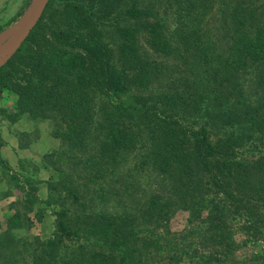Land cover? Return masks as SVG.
Masks as SVG:
<instances>
[{
    "label": "trees",
    "instance_id": "16d2710c",
    "mask_svg": "<svg viewBox=\"0 0 264 264\" xmlns=\"http://www.w3.org/2000/svg\"><path fill=\"white\" fill-rule=\"evenodd\" d=\"M3 89L60 147L47 196L27 178L0 217V264H264V0H49ZM40 204L51 233L20 235Z\"/></svg>",
    "mask_w": 264,
    "mask_h": 264
},
{
    "label": "rangeland",
    "instance_id": "374dc122",
    "mask_svg": "<svg viewBox=\"0 0 264 264\" xmlns=\"http://www.w3.org/2000/svg\"><path fill=\"white\" fill-rule=\"evenodd\" d=\"M30 2L31 0H0V37L25 17ZM210 25L206 16L203 18L200 16L202 32L206 28L209 30ZM15 100L14 92L8 89L2 90L0 94V217L13 212L15 205L12 208L11 203L22 198L23 192L20 186L26 185L27 178L38 186V195L41 198L47 196L46 180L51 167H48L49 160L44 154L60 147L58 137L53 135L52 118H32L26 113H21L14 119L7 116V113L15 111ZM115 202L114 197L109 196L106 204L110 207ZM40 206L44 208L41 211V219H38L33 211L29 212L33 220L18 229L20 235L26 238L33 236L44 238L51 233L54 221L52 212L55 207L44 204ZM186 216L187 212L184 210L175 212L170 222L171 228H182ZM236 235L242 238L240 232ZM260 247L259 241L249 242L238 250L237 255L239 258H244Z\"/></svg>",
    "mask_w": 264,
    "mask_h": 264
},
{
    "label": "water",
    "instance_id": "95a60500",
    "mask_svg": "<svg viewBox=\"0 0 264 264\" xmlns=\"http://www.w3.org/2000/svg\"><path fill=\"white\" fill-rule=\"evenodd\" d=\"M49 0H31L23 19L0 37V66L4 64L27 38L37 24Z\"/></svg>",
    "mask_w": 264,
    "mask_h": 264
}]
</instances>
